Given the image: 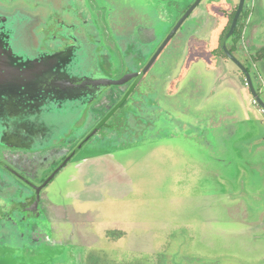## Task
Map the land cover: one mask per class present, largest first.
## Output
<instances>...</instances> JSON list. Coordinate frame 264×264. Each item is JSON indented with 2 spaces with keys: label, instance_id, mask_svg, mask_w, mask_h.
Listing matches in <instances>:
<instances>
[{
  "label": "rangeland",
  "instance_id": "374dc122",
  "mask_svg": "<svg viewBox=\"0 0 264 264\" xmlns=\"http://www.w3.org/2000/svg\"><path fill=\"white\" fill-rule=\"evenodd\" d=\"M194 1L84 0L82 6L92 19L91 30L117 65L118 48L133 49L135 40L130 35L139 27L150 26L155 37L139 41L131 51L134 57L137 52L150 54ZM252 1L246 0L245 8ZM55 3L58 9L61 0ZM238 4L239 0H201L193 12L207 22L200 37L189 44L195 54L182 64L184 69L177 63L183 59L181 54L177 61L167 58L173 76L187 71L178 87L180 94L166 96L163 81L162 99L158 100L156 90L150 95L170 113L145 99L140 101L143 109H137L128 99L123 120L118 114L110 120L109 130L115 128L118 139L95 142L110 150L87 167L69 164L49 185L55 204L69 212L71 206L78 213L75 242L103 239V256L84 261L51 256L46 244L17 236V231L27 228L25 224L15 227L17 231L0 228L7 238L0 239V264H264V227L257 225L264 214V110L250 93L243 72L221 52L225 29ZM249 20L243 37L237 41L230 37L227 44L235 46V55L250 68L264 99V61L254 65L244 52L264 45V0H254ZM245 36H253V43H245ZM161 63H166L162 56L156 66ZM237 75L242 77L241 87L234 86ZM221 77L226 87L216 91L214 82ZM93 101L79 121L77 110L55 117L43 114L48 135L41 138L46 141L41 148L62 144L90 129L95 122L89 110ZM134 114L141 115L138 123ZM220 120L235 125L234 137L226 146L215 138L220 127L214 125ZM53 138L58 142L53 143ZM250 162H259V167L253 170ZM90 183H100V191L86 190Z\"/></svg>",
  "mask_w": 264,
  "mask_h": 264
},
{
  "label": "flooded vegetation",
  "instance_id": "af4514ba",
  "mask_svg": "<svg viewBox=\"0 0 264 264\" xmlns=\"http://www.w3.org/2000/svg\"><path fill=\"white\" fill-rule=\"evenodd\" d=\"M82 1L84 0H61L60 6L57 9L55 0H0V5H2L0 12L12 13L16 10H22L33 16L35 20L29 29L34 39L33 44L36 38V41L38 40V47L58 52L74 44L76 38L82 35L99 44L98 53L101 62L107 70L111 69L116 78H121L129 71L134 72L136 70L141 72L167 35L150 54L146 53L143 55L137 52L134 57L131 51L137 47L139 41L149 42L155 37L154 29L150 26L139 27L134 34L130 35L135 40L133 49H130V45H126L124 50L118 48L117 58L120 60H118V64L116 65L110 59L103 40L98 39L97 35L94 34L95 32L93 33L91 30L92 19L88 13H85ZM3 8L6 10H3ZM192 14L185 20L141 78L136 76L123 84L110 85L93 101L92 106H89V110H92L95 122L90 129L83 130L82 133H79V136L75 135V133L69 139H66L65 142H62V144L58 143L48 148H25L0 143V228H4L7 232L11 227L16 230L15 227L26 224L27 228L25 230H16L18 232L17 236L20 238L27 237L30 243L38 241L46 244L48 253L51 256L56 255L58 258L74 257L84 261V259L93 255H96V258L103 256L104 252L101 249L102 244L105 243L103 239H79L75 242L76 235L74 231H77V228L79 229V226L76 225L78 213H74L71 206V212H69L63 207L61 208V205L55 204L50 199L47 189L69 164L74 163L78 167L84 165L87 167L92 161L99 160L101 154L107 153L110 150L106 146H103L104 143L101 142L102 147H99L95 142L106 140L105 138H108V140L109 138L113 140L118 139L115 133L117 132L116 129L109 130L111 125L110 120L117 114L123 120V117L126 116L128 99L131 98L137 109H143L140 106V101L145 99L148 104L155 105L161 111L165 110L167 113H170V111L159 104L157 99L150 98V95L154 94L156 90V95L159 96L158 100L162 99L164 95L161 93L163 90L160 88V84L163 85V81L167 82L166 96L180 94L181 91L178 87L188 76L187 71L184 73L181 71V67L184 69V65L182 66V64L187 62L191 54L194 53L190 45L196 40L195 37H200L199 32L201 27H204L207 23L203 21L204 18L198 15L199 13L196 16ZM181 29L183 30L182 33H180ZM198 53L200 51L196 52V54ZM179 54L183 57V59L177 62L181 66V72L178 76H173V70L168 66L167 58L169 59L170 56H173L176 57L177 61ZM184 54L186 55L185 59ZM161 56L165 59L166 63L156 66V62ZM215 58L216 55L213 56V59ZM137 61L139 67H137L138 63H135ZM161 62L163 61L161 60ZM121 68L124 69L122 72H118L117 74L114 72L116 70L120 71ZM155 81L158 84L156 87ZM173 86H176V91H174ZM122 100H124L123 105L111 113L113 108ZM140 116V114H134V122L138 123ZM183 124L187 125L185 121H183ZM43 151H47V154L44 155ZM93 187L99 192L101 185L100 183H90L86 190H92ZM55 214H57V217ZM74 215L76 216L74 217ZM261 217V223L257 225L264 227V214ZM58 218H60V221L57 220ZM69 226H71L72 231ZM77 236H79L78 233ZM0 239L7 238L0 233Z\"/></svg>",
  "mask_w": 264,
  "mask_h": 264
},
{
  "label": "water",
  "instance_id": "95a60500",
  "mask_svg": "<svg viewBox=\"0 0 264 264\" xmlns=\"http://www.w3.org/2000/svg\"><path fill=\"white\" fill-rule=\"evenodd\" d=\"M200 1L195 0L182 15L141 72L129 71L121 78L107 72L98 53L99 47L90 38L78 36L74 44L58 52L36 47L29 29L35 20L33 16L22 10L0 12V143L41 148L45 145L41 138L48 135V127L41 122L43 114L55 117L60 112L77 110L79 121L89 103L108 86L123 84L136 76L141 78ZM245 2L239 0L221 44L226 56L245 75L250 93L264 110V99L253 82L251 72L227 45ZM55 141L53 138V143Z\"/></svg>",
  "mask_w": 264,
  "mask_h": 264
},
{
  "label": "crops",
  "instance_id": "0c3cea01",
  "mask_svg": "<svg viewBox=\"0 0 264 264\" xmlns=\"http://www.w3.org/2000/svg\"><path fill=\"white\" fill-rule=\"evenodd\" d=\"M253 9V8H252ZM252 9L250 10V14H249V10L247 9V11H248V16L247 17H249V19H251V14H252ZM226 16H227V14H226ZM250 21V20H249ZM244 23H245V27H244V29H243V33H242V37H243V35H244V32H245V30L247 31L248 29H246V23H247V18L244 20ZM224 35V34H223ZM241 37V38H242ZM245 38V43L247 42V43H250V44H252L253 43V36L251 37L250 36V39L248 38V37H244ZM247 39V40H246ZM247 45V44H246ZM264 45H262V46H260V47H257V48H255V49H253L252 51H250V50H245L244 48V52L246 53V58H248V59H250L252 62H253V64L254 65H257V62L255 63V61L252 59V55L259 49V48H261V47H263ZM234 54H235V52H233ZM258 61V60H257ZM264 61V59H261L258 63H262ZM245 65V64H244ZM261 67H262V65H261ZM259 74H260V72H258ZM257 73V74H258ZM221 75V74H220ZM251 75H252V73H251ZM225 76V75H224ZM238 77H236L235 78V82L233 81V83H234V86H235V84L237 83V86H239V87H241V85H240V82L242 81V77H241V75H237ZM239 79V80H238ZM252 79H253V75H252ZM259 79H260V76H258V78H257V80H258V82H259ZM218 80L219 81H215L214 82V86H215V88L214 89H216V91H217V88H220V89H222V87H226V84H225V80H224V77H221V78H218ZM224 80V81H223ZM253 82H254V80H253ZM233 83H231V84H233ZM260 83V82H259ZM255 84V83H254ZM259 91V90H258ZM241 94V93H240ZM248 121H252V119L251 118H248L247 119ZM241 121H243V120H241ZM217 126H219L220 127V131L218 132V133H216V139H220V140H222V142H223V146H226V144L225 143H227V142H229L230 141V139H232L233 137H234V134H235V131H234V127H235V125H232L231 126V124H229V123H227V122H224V121H222V120H220L216 125H214V127H217ZM250 130H252V128H250ZM231 161V160H230ZM231 162H234V160L232 159V161ZM230 162V163H231ZM251 164H253L252 165V169L253 170H255V169H257V167H259V162H255V163H253V162H250Z\"/></svg>",
  "mask_w": 264,
  "mask_h": 264
},
{
  "label": "trees",
  "instance_id": "16d2710c",
  "mask_svg": "<svg viewBox=\"0 0 264 264\" xmlns=\"http://www.w3.org/2000/svg\"><path fill=\"white\" fill-rule=\"evenodd\" d=\"M236 9H237V6L235 7V9L233 10V12H232V14H231V16H230V21L228 22V25H227V27H226V29H225V34L228 32V30H229V28H230V25H231V23H232V19H233V17H234V14H235V12H236ZM247 16H248L247 8H244L243 11H242L241 17H240V19H239V21H238V25H237V27H236V30H235V32H234V34H233V36H232L233 39H234V41H237V40H240V39H241V37H242V33H243V29H244V27H245L244 20L247 18ZM221 49H222V46H221ZM230 50H231L232 52H234V51H235V46L233 45L232 47H230ZM221 52H222V54L226 57V54L224 53L223 49H222ZM252 59H253L254 61H257V60H260V59H264V46L261 47V48H259V49H258V50L252 55ZM248 70L250 71V68H248ZM123 103H124V100H122L120 103H118V104L113 108V110H112L111 113L115 112V111L118 109V107H120L121 105H123ZM111 113H110V114H111Z\"/></svg>",
  "mask_w": 264,
  "mask_h": 264
},
{
  "label": "built area",
  "instance_id": "2783aa9c",
  "mask_svg": "<svg viewBox=\"0 0 264 264\" xmlns=\"http://www.w3.org/2000/svg\"><path fill=\"white\" fill-rule=\"evenodd\" d=\"M253 6H254V0L251 2V4H249L247 6V9L249 10V14H250V10L253 8ZM248 20H249V17H247V22H248Z\"/></svg>",
  "mask_w": 264,
  "mask_h": 264
}]
</instances>
